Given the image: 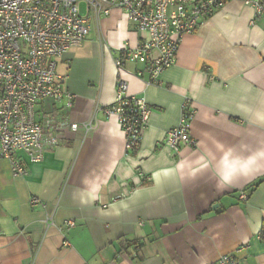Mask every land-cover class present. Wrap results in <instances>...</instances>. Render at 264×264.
I'll return each mask as SVG.
<instances>
[{
    "label": "crops",
    "instance_id": "0c3cea01",
    "mask_svg": "<svg viewBox=\"0 0 264 264\" xmlns=\"http://www.w3.org/2000/svg\"><path fill=\"white\" fill-rule=\"evenodd\" d=\"M252 20L239 1L214 11L150 85L135 75L141 65H114L140 39L124 13L90 15L83 43L55 59L72 108H40L79 129L60 131L40 162L20 155L25 177L0 161V264H210L224 254L264 264V19ZM118 77L150 108L134 152L104 115ZM186 101L196 144L175 154L162 141Z\"/></svg>",
    "mask_w": 264,
    "mask_h": 264
},
{
    "label": "built area",
    "instance_id": "2783aa9c",
    "mask_svg": "<svg viewBox=\"0 0 264 264\" xmlns=\"http://www.w3.org/2000/svg\"><path fill=\"white\" fill-rule=\"evenodd\" d=\"M232 1L252 9L251 24L264 19V0H0V161H8L13 176L25 177L27 170L20 155L40 162L46 150L58 145L60 131L79 129L56 111L42 114L40 108L46 100L64 102L65 110L72 108L74 96L64 88L55 59L83 43L90 15L107 17L114 9L124 13L140 39L134 47L125 45L114 65L118 71L126 64L141 65L143 69L135 75L146 74L148 84L156 85L175 63L182 37L194 34L214 11ZM127 88L126 81L118 77L115 99L104 115L114 118L122 130L126 152H134L147 128L150 108ZM194 114L186 101L178 124L165 133L162 145L172 153L195 146L190 136ZM82 128L88 132L93 127L88 123ZM246 198L240 195L241 200ZM36 203L32 199V204ZM74 225L65 221L62 229ZM62 245L68 247L69 242L64 240ZM210 264L242 262L235 255L224 254Z\"/></svg>",
    "mask_w": 264,
    "mask_h": 264
},
{
    "label": "trees",
    "instance_id": "16d2710c",
    "mask_svg": "<svg viewBox=\"0 0 264 264\" xmlns=\"http://www.w3.org/2000/svg\"><path fill=\"white\" fill-rule=\"evenodd\" d=\"M259 183V182H258ZM257 184H254V187L258 185ZM259 238L262 242H264V222L262 223L261 225V228H260V232H259Z\"/></svg>",
    "mask_w": 264,
    "mask_h": 264
},
{
    "label": "rangeland",
    "instance_id": "374dc122",
    "mask_svg": "<svg viewBox=\"0 0 264 264\" xmlns=\"http://www.w3.org/2000/svg\"><path fill=\"white\" fill-rule=\"evenodd\" d=\"M81 13H83V5L81 6Z\"/></svg>",
    "mask_w": 264,
    "mask_h": 264
},
{
    "label": "water",
    "instance_id": "95a60500",
    "mask_svg": "<svg viewBox=\"0 0 264 264\" xmlns=\"http://www.w3.org/2000/svg\"><path fill=\"white\" fill-rule=\"evenodd\" d=\"M217 207H218L217 205L214 206V208H217Z\"/></svg>",
    "mask_w": 264,
    "mask_h": 264
}]
</instances>
